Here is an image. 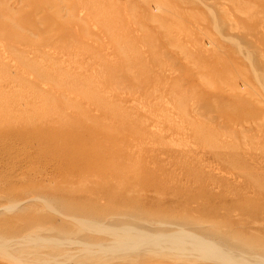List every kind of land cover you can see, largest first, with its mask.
Segmentation results:
<instances>
[{
  "label": "rangeland",
  "instance_id": "1",
  "mask_svg": "<svg viewBox=\"0 0 264 264\" xmlns=\"http://www.w3.org/2000/svg\"><path fill=\"white\" fill-rule=\"evenodd\" d=\"M0 179V217L43 220L45 236H77L78 209L100 223L138 210L149 227L173 211L206 228L211 207L260 198L264 0H0ZM106 258L91 264H198Z\"/></svg>",
  "mask_w": 264,
  "mask_h": 264
},
{
  "label": "bare ground",
  "instance_id": "2",
  "mask_svg": "<svg viewBox=\"0 0 264 264\" xmlns=\"http://www.w3.org/2000/svg\"><path fill=\"white\" fill-rule=\"evenodd\" d=\"M95 138L97 137L95 136ZM54 146L55 145H53V147ZM78 146L79 145H77V147ZM60 148H61L60 151L64 149L62 147ZM79 148L80 147H78L77 149L78 153H79L78 151ZM64 155L62 157H64ZM70 156L71 153L69 157ZM76 157H78V155L75 157L73 156V158L75 159ZM98 162L100 161L98 160ZM120 169H123V167H121ZM98 172L100 171L98 170ZM44 185H46V183ZM257 193L258 195H260V198L244 196V197H240L239 201L236 203L232 201L230 202L224 201L222 202L220 207L219 206H217V208L211 207L207 220L208 226L206 228L203 225L201 226L198 222L197 224L195 223V225L191 224L189 226V224L192 223L191 222L192 219H190L191 215H183L173 211H172L173 214L172 217H174V219L172 221L168 222L165 220L158 223L157 225H153L152 227H149L148 225L145 226L139 223L137 214L140 211L138 210L136 211L134 210L130 212V214H127L130 216L120 218V216L123 215L116 214V211L120 212L119 210L120 207L118 206H114V209H111V211L112 210L114 211L113 213H111V215L109 214L110 215L109 218H111L109 220L110 222L106 221L105 223H100L98 221L93 220L94 216H96L97 220L100 219L102 220V218H104V216H101V213L99 214V212L96 215H94L92 214L91 211H89L91 212L89 213L90 214L89 215L85 211L79 210L78 208H77L78 210L74 209L75 210L74 211L72 207H70L71 211L74 212L72 213L73 215L70 217L68 216V218H70L71 222L74 223V227L72 228H75L77 236H72V234L68 235L66 233L67 230H60V231L56 230L54 231L56 233L52 231L51 233L53 234L51 235L47 234V236H45L38 233L40 228H38L39 229L38 231L34 230V228L36 229V226L37 227L42 226L40 224H42L43 220H41L42 222L40 221L41 223L38 222L31 225V224H27L28 222L21 223L22 221L20 220L22 218L24 219L23 215L22 218L20 215H15L10 218L0 217V248L2 251L5 249V252L0 253V258L8 261L9 259H11L15 262L14 264H17L19 262H21V264H33L34 262H36L37 264H57L60 262L59 259L55 260V258L51 255H44L39 252L33 251L34 248L43 247L44 249V247L45 248L50 247L56 250V252L64 251L67 252V254L68 252L73 251V255H71L67 259L68 261H71V263L75 261L74 262L75 264L96 263L103 258L107 259L106 256H115V255L118 256L120 254L123 256L131 255V257L135 259L139 253L145 255H157L159 257H162V255L165 254L169 256L178 257L179 259L192 258L195 262H198V264H264V221H261L262 223L258 224L257 226H253L251 221V219H253L255 221L254 223H256L258 222L257 221L258 219L256 218H260L262 215L264 217V192H257ZM67 194L66 196L69 197V194L68 195ZM232 194L235 195L234 192ZM83 197L85 196L81 195V198ZM218 197H222V196L219 195ZM16 205L17 204H10V206L8 205L9 208L8 206H6L2 209H6L4 211L7 210L9 211V209L14 211L16 210ZM48 208H52V206L50 205ZM220 209H222L223 212L220 213L219 212ZM56 212L59 213L61 217L63 216L61 212L57 210ZM239 212L243 214V217L240 216ZM120 214H124V213L120 212ZM229 214L234 218L229 217ZM203 215H207V214L203 213ZM177 216L182 217V219L180 221L176 220ZM48 217L49 216L45 217L47 218L45 221L55 222V219L52 218L49 219ZM107 219L108 218H106L105 220ZM48 222H44V223H48ZM43 226L45 228V225ZM55 229H53L51 226L48 231ZM41 230L44 231V229ZM43 231L40 232L43 233ZM84 233H88V234L100 233L103 235L100 236L99 234H97L96 236H99V238L96 236L90 238H88V236L78 237V235L80 236L81 234ZM61 238L65 239V241L61 240ZM23 255L28 257L27 259L29 260L24 261Z\"/></svg>",
  "mask_w": 264,
  "mask_h": 264
}]
</instances>
